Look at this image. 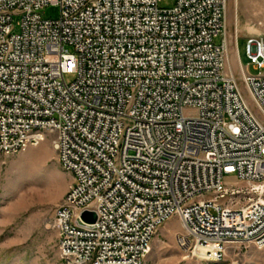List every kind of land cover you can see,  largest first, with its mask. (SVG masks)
Returning <instances> with one entry per match:
<instances>
[{"label": "built area", "instance_id": "obj_1", "mask_svg": "<svg viewBox=\"0 0 264 264\" xmlns=\"http://www.w3.org/2000/svg\"><path fill=\"white\" fill-rule=\"evenodd\" d=\"M160 4L0 0V154L51 139L73 175L55 215L62 264H143L172 217L201 260L264 248V38H247L252 75L236 34L249 101L227 65L228 0Z\"/></svg>", "mask_w": 264, "mask_h": 264}, {"label": "rangeland", "instance_id": "obj_2", "mask_svg": "<svg viewBox=\"0 0 264 264\" xmlns=\"http://www.w3.org/2000/svg\"><path fill=\"white\" fill-rule=\"evenodd\" d=\"M176 2L161 0L160 5L173 8ZM236 4L237 0H228L230 59L227 65L228 69L232 67L250 101L241 83L234 43L238 34L241 63L250 74L257 75L246 45L248 37L264 38V5L253 3L246 11L243 7L238 11ZM42 14L47 19H55L60 15V7L47 6ZM222 39L220 35L217 44ZM66 78L71 81L74 76ZM228 181L244 186L233 178ZM72 183L73 175L60 164L51 139L18 155L0 154V264H62L55 215ZM183 232L179 218H170L153 238L150 254L143 264H264V248L253 245L232 246L220 263L201 260L178 242L177 235Z\"/></svg>", "mask_w": 264, "mask_h": 264}, {"label": "crops", "instance_id": "obj_3", "mask_svg": "<svg viewBox=\"0 0 264 264\" xmlns=\"http://www.w3.org/2000/svg\"><path fill=\"white\" fill-rule=\"evenodd\" d=\"M253 3H262L264 5V0H237L236 6L238 7V11L240 9L239 7H243V10L246 11Z\"/></svg>", "mask_w": 264, "mask_h": 264}, {"label": "water", "instance_id": "obj_4", "mask_svg": "<svg viewBox=\"0 0 264 264\" xmlns=\"http://www.w3.org/2000/svg\"><path fill=\"white\" fill-rule=\"evenodd\" d=\"M83 219L89 223H94L97 221V214L95 212L86 211L83 214Z\"/></svg>", "mask_w": 264, "mask_h": 264}, {"label": "bare ground", "instance_id": "obj_5", "mask_svg": "<svg viewBox=\"0 0 264 264\" xmlns=\"http://www.w3.org/2000/svg\"><path fill=\"white\" fill-rule=\"evenodd\" d=\"M199 255V254H198Z\"/></svg>", "mask_w": 264, "mask_h": 264}]
</instances>
